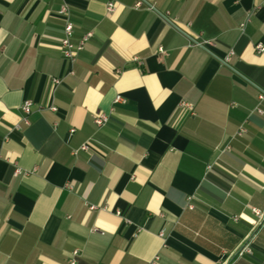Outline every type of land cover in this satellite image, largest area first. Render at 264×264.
Returning a JSON list of instances; mask_svg holds the SVG:
<instances>
[{
    "label": "crops",
    "instance_id": "obj_1",
    "mask_svg": "<svg viewBox=\"0 0 264 264\" xmlns=\"http://www.w3.org/2000/svg\"><path fill=\"white\" fill-rule=\"evenodd\" d=\"M105 3L0 0V264H264V0Z\"/></svg>",
    "mask_w": 264,
    "mask_h": 264
},
{
    "label": "built area",
    "instance_id": "obj_2",
    "mask_svg": "<svg viewBox=\"0 0 264 264\" xmlns=\"http://www.w3.org/2000/svg\"><path fill=\"white\" fill-rule=\"evenodd\" d=\"M116 5V0H106L105 6H106V12L108 14H111L114 12ZM58 15L61 16L64 20V28L63 33L64 37L60 41V48L62 49L63 56L66 59H69L70 61H74L79 52H81L86 43L88 42L89 38L91 37V33H86L83 35L80 39H78L76 42L73 41V26L71 22L69 21V8L67 6H62L60 10L58 11ZM249 18L246 19V21L239 26V31L242 33L246 23L248 22ZM255 49L257 52H264V46L261 44H258L255 46ZM234 53L232 50H230L227 54V57L225 61H228L229 57L232 56ZM261 98V97H260ZM21 111L23 113L22 118V124L24 126L29 125V121L27 120V116L29 115L31 111V102L25 101L21 105ZM93 122L97 127H103L108 122V116L105 113H97L93 117ZM16 130L20 129V125L15 126ZM71 133L73 130L70 131ZM243 133V129H240L237 133V136H241ZM15 175L19 174V170H16L14 172ZM192 207V206H189ZM254 214L257 216H260L261 213L257 210H253ZM245 253L250 254V250L248 248L244 249ZM77 252L72 253V258L69 260V264H75V256Z\"/></svg>",
    "mask_w": 264,
    "mask_h": 264
}]
</instances>
